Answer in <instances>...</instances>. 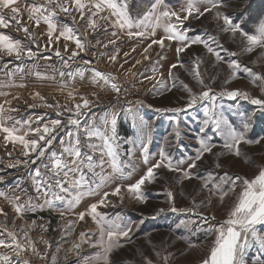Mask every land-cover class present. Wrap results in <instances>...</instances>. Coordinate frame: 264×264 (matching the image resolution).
Returning a JSON list of instances; mask_svg holds the SVG:
<instances>
[{"label":"rangeland","instance_id":"1","mask_svg":"<svg viewBox=\"0 0 264 264\" xmlns=\"http://www.w3.org/2000/svg\"><path fill=\"white\" fill-rule=\"evenodd\" d=\"M150 2L151 0H130L129 8L132 15L135 16L138 13L142 15L143 10L148 7ZM166 2L176 10L181 7V3L177 0H166ZM17 6L24 9L25 0H18ZM223 11L235 23L241 24L245 31L252 33L258 18L264 17V0H228ZM77 19L79 18L77 17ZM59 20L64 24H73L71 16L61 15ZM22 22L28 25L30 31L34 33L36 42L40 45L39 53L33 59L25 58L22 61H17L14 57L8 56L0 58V103L10 100L11 106L18 109L17 112L13 113V116L22 121L31 120L33 121L32 127H36L37 124L34 121L37 116L45 117V122L48 119L57 118L53 108L40 105L45 103L59 104L61 111H63L65 105L72 107L74 102H79L80 95H83L90 99L93 104L90 110H83L88 114L82 119V125L91 121L93 117H96V123L100 124V116L106 113H116V143L120 145L117 151L119 152V161L122 164L129 162V156L126 153L129 148H133L131 163L134 168L124 169L126 178L110 181L97 195L84 197L73 209V213L84 211L90 204L98 201L104 191H111L117 183H134L151 163L159 159L161 147L170 155L174 163L182 159L185 160V163L180 167L186 169L190 158L196 155L197 149L200 147L197 142L198 137L210 138L209 142L216 145L212 153H205L202 160L197 162V168L190 170L191 179H183L182 173L171 172L165 168L157 169L153 182L146 183L142 188L145 196L143 202L136 200L125 190L122 193V202L118 196H110L108 205L98 209L109 217L119 215L128 223L134 226L138 225V227L133 228L130 240L112 254L111 259L116 264H144L142 257L152 259L154 264H164L163 257L169 253L171 256H169L168 264H200V260L207 255L214 239L213 235L207 233V229L210 225L218 226L227 218V214L236 199V194H230L221 203L217 197H212V202L208 205L206 203L207 189L202 188L204 180L211 173L212 179L208 180L211 187L214 183H221L220 177L226 172L231 177L239 175L252 178L260 167H264V140H261L264 138V110L251 104L249 99H244L242 96L229 99L226 96L218 95L225 89H238L241 92H247L251 97L264 98V93L261 92L260 87L253 84L251 77L245 72V68H251L254 72L264 74V48L256 47L251 52L245 51L244 39L238 34L233 38L230 32L220 31L222 21H216L214 14H206L199 19L190 18L185 22V26L191 29L188 35L190 37L198 35L205 40H208L210 36L215 37L218 44H213L211 41L209 43L220 53L222 59L217 60L202 44L192 45L179 57H174L172 61L169 60L167 64L176 63L177 67L172 70L171 76L169 70L166 72V77L163 78L162 83L155 79L156 85L160 84V87L158 92L154 94L148 89L150 87L146 88L140 84V81L132 78L133 74L129 76V73L138 72L136 68L131 71L126 62V65L124 63L125 68L118 67V64L108 70L112 76L116 77V80L112 82L121 89V95L118 97L111 87L110 91H99L88 85L91 83L87 79L85 81L82 78L78 80L73 74L74 71L71 70L72 65L76 69V64L70 63L66 57L61 56V53L66 52L60 45L61 43L54 42L50 47H46L48 44L46 25L41 23L38 28L35 25L32 28L34 22L28 20L26 12L23 13ZM77 24H86V21ZM0 32L10 35L13 39L21 40L25 45L32 47L33 51H37L32 41L26 37L23 31H17L14 24L8 29H0ZM53 41H55L54 38ZM57 49L60 51V56L50 60L48 58L50 55L47 54L56 55ZM232 52H235L236 55L231 56L230 53ZM66 60L68 61L67 65L64 63ZM232 60L239 64V68L235 69V77H232L233 69L229 68V62ZM9 61L11 63H8ZM194 62L200 64L199 72L201 75L199 78L195 76ZM4 64H7V69H4ZM6 71L13 73L11 78L6 75ZM61 73L64 75L61 76ZM201 80L203 83L200 82ZM6 83L12 86L3 87L2 85ZM184 85L192 90V94H198L207 88H211L217 94L215 101L217 114L227 119L238 131H244L247 139L261 140V143L242 144L239 157L224 149L222 147L223 137L213 131L211 123L207 126L203 123L206 119L204 106L208 104V101L205 100L192 108H186L189 92L184 88ZM69 91L77 93L75 101L68 97ZM3 93H8V95ZM34 93H39L44 97V100L33 98ZM13 97L19 98L13 99ZM131 97L138 98L140 101H131ZM173 108L186 110L180 113L163 111ZM156 109H162V111H156ZM68 115L69 113L65 112L60 117L65 123L64 130L56 133L53 144L46 149V156L42 160H37L35 164H20L17 167L9 168L8 165L14 163L15 160L25 159L21 154L22 146L14 147L8 143L5 147L3 134H0V176L4 177V180L0 182V192L5 193L9 198L17 195L23 198L31 196L36 206L35 212H26L22 218L15 217L14 210L8 200L0 197V209L7 213V220L3 215H0V221L7 223L11 229L13 227L12 220L15 217L17 230L22 225L26 228L32 221H36L37 227H34L29 234L36 242L38 250L41 253L47 252V260H41L31 253L24 254V258L30 259L31 264H51L52 254L56 255L57 264H84L82 258L92 257L97 251L86 244L81 246L79 257L66 251L74 241L78 242L77 238L81 231L95 232L96 225L90 217H86L85 221H80L75 225L70 236H64L63 226L67 220L76 219V216L66 214L65 218L61 219L60 212L64 210V205L56 201L54 206H48L44 202L43 193H40L37 199L38 193L34 190L32 183V174L38 167L42 174L50 175L43 164L50 165L51 152L60 154L62 152L61 140L68 141L69 138L66 133L71 129V126L67 125ZM245 122L249 124L246 131L243 127ZM201 128L204 129L203 132ZM177 132H179V136H177ZM81 139L83 140V136ZM129 139L134 141L142 139L148 143L149 165H145L143 162L139 143H126ZM92 142L100 143L97 140ZM85 151L90 150L85 148ZM215 153L223 154L217 156ZM33 158H35L34 155ZM94 158L97 161L100 159L98 152ZM104 159L108 160L106 156ZM217 164L222 167L217 168ZM82 171L85 181L99 182L100 168L95 169V174L87 168H83ZM112 172L110 164L106 162L103 174L108 175ZM128 172H131L130 176L127 175ZM17 184H19V189ZM65 186L67 187V185ZM169 191L173 193L171 202H169L168 197ZM239 191L240 188L238 187L236 193ZM193 201L196 205H200L201 201H205V204L196 208L195 213L172 212L170 210L173 206L177 209L193 208ZM160 209H164V211L160 212ZM197 213H202L207 217L215 216V219L205 223ZM189 221H195V223H189ZM41 224L44 225V229L39 227ZM257 228L264 231V226L258 225ZM20 235L22 236L23 233ZM42 240H47L51 247L43 244ZM190 244L195 246L190 247ZM57 246L61 248L58 253L56 252ZM3 251L5 250L0 248V252ZM157 252H159V257L156 255ZM256 256L264 259V253L260 252L258 246L249 250L246 257L248 264H251L252 258Z\"/></svg>","mask_w":264,"mask_h":264},{"label":"snow or ice","instance_id":"2","mask_svg":"<svg viewBox=\"0 0 264 264\" xmlns=\"http://www.w3.org/2000/svg\"><path fill=\"white\" fill-rule=\"evenodd\" d=\"M130 0H25V7L21 9L17 6L18 0H0V29H8L13 24L16 26L17 31H23L26 37L32 41L37 51H33L32 47L25 45L19 39H13L10 35L0 32V58L3 56L14 57L17 61L23 59H33L38 56L40 45L36 42L35 35L30 31L29 26L22 22L23 13H27L29 21H33L34 25L38 28L41 23L46 25V32L48 37V44L50 47L53 38L56 42L61 39L68 42L71 41L75 44L78 51H72L69 59L76 58L80 53L86 52L90 47L88 44V33L98 32L101 28L107 33L111 31L112 39L106 43L101 44L97 40V45L107 48L108 45H116L118 40L126 37L127 39L139 38L141 40H150V43L143 50V59L148 60L149 50L153 45H158L161 49H165L166 43L171 44L173 41L178 43L175 49L177 57L184 53L192 45L202 44L209 53H212L217 60H221L220 53L210 46L209 41L213 44H218L215 37H209L208 40L200 36L190 37L188 33L191 31L185 26V22L190 18L199 19L206 14H214L216 21H222L220 31L230 32L233 38L238 34L246 43L245 51L251 52L256 47L264 48V17H259L254 32L249 33L245 31L241 24L235 23L223 9L227 6L228 0H177L181 3L179 10L174 9L166 0H151L148 7L143 10V14L132 15L129 8ZM61 15L71 16L73 24L86 21V29L83 37L79 34L78 29H75L67 24L61 23L59 17ZM77 17L79 19H77ZM101 22H104L102 25ZM106 25V26H105ZM157 29L163 30V35L158 39ZM65 51H68L67 43H65ZM135 49H133L134 51ZM225 51H227L225 49ZM117 54L109 57L113 63H118L119 49H116ZM104 53H100L103 55ZM56 55L60 56V51L57 49ZM97 55L93 52V56ZM128 53H125L127 56ZM235 56L236 53H230ZM8 63H11L9 61ZM67 65L68 61H64ZM83 63L88 65L91 63L89 60H84ZM140 60H136V64H140ZM135 66V65H134ZM182 66V65H181ZM4 69H7V64H4ZM177 67L176 63L169 66V75L171 76L172 70ZM199 62H194V72L197 78L200 77ZM229 68L233 69L232 77L236 76L235 69L239 68V64L232 60L229 62ZM153 71H155L153 69ZM94 78L93 83L97 79L104 80L105 83H110L112 91L117 96L121 95L120 87L112 82L116 77L110 73L105 74L93 69ZM245 72L252 79V83L260 87L264 93V74L254 72L251 68H245ZM6 75L11 78L12 72L6 71ZM64 74L61 73V76ZM82 75V73H81ZM135 75V73H133ZM154 77L148 76L147 80H152ZM203 83V81H200ZM228 83V81H225ZM3 87H10V84H4ZM21 87L23 85H20ZM184 88L189 92V100L186 108H192L197 103L208 101L204 106V114L206 119L204 125L209 123L213 125V131L222 136L224 143L222 147L233 155L239 157L241 155L240 146L242 144L261 143V140H249L246 138L244 131H238L233 127L227 119L222 115L217 114L216 98L217 94L211 88H207L198 94H192V90L184 85ZM169 91L171 89H168ZM8 95V93H3ZM77 93L73 91L68 92V97L75 101ZM95 95V93H93ZM219 96H226L229 99H234L242 96L244 99H249L251 104L259 106L264 110V98L251 97L247 92H241L238 89L223 90ZM19 97H13L18 99ZM33 98L44 100V97L39 93H34ZM93 102L80 95L79 102H74L72 107L64 106L61 111L59 104H42L40 106L53 108L56 112L55 119H48L45 122V117L37 116L35 118L36 127H32L33 121L19 120L13 116V113L18 109L11 106L10 100H5L0 103V134H3V141L5 147L11 143L14 147L22 146V156L24 160H15L14 163L8 165L9 168L17 167L20 164L27 165L29 163L35 164L37 160H42L46 156V149L53 144L56 139V133L65 128V123L60 117L65 112L69 113L67 116V125L71 129L67 131L68 141L61 140L62 152L57 154L51 152L49 157L51 163L43 164V167L48 169L50 175L45 176L41 173L38 167L32 174V183L34 190L39 194L43 193L45 197V204L52 207L56 201L64 205V210L60 212L61 219L65 218L66 214L75 215L76 219L67 220L63 226V235L70 236L75 229V225L80 221H85L86 217H90L96 225V231H81L78 235V242H73L72 246L66 251L71 254L80 256L81 246L86 244L97 251L92 257L82 258L84 264H116L111 259L112 254L124 246V243L129 241L134 227L131 223L124 220L123 217L117 215L116 217H109L107 214L98 211L100 207H106L110 202V196H118L123 201L122 193L126 190L136 200L143 202L145 199L143 186L146 183H152L155 179V170L165 168L171 172L182 173L183 179H191L192 173L190 170L198 167V161H201L205 153H212L216 145L209 142L210 138L198 137L197 142L200 147L197 149L196 155L190 158L187 163V168L180 167L185 163V160L173 162L170 155H168L164 148L161 147L159 151V159L146 168V171L136 179L134 183L120 184L117 183L111 191H104L103 195L98 201L90 204L84 211L73 213V209L80 203L86 196H94L99 191L107 186L110 181L117 178L123 180L126 178L125 168H134L131 163L133 155V148L127 150L129 162L122 164L119 161V152L117 149L120 147L116 143L117 133V114H105L99 117L100 124L96 123V117L82 125V119L88 114L84 109L91 108ZM7 105V107H6ZM31 107V105H30ZM186 109L173 108L165 109L163 111H172L180 113ZM162 111V109H156ZM146 123V122H145ZM103 125V127H101ZM135 127V125H134ZM244 130L249 127L247 122L244 123ZM74 129V130H72ZM203 128L201 131L203 132ZM83 136V140L81 139ZM179 136V132H177ZM93 140L100 141V143H93ZM126 143L136 144L139 143L141 155L145 165H149L148 143L142 139L136 141L129 139ZM87 148L90 151H85ZM99 153L100 159L97 161L94 156ZM223 153H215L219 156ZM33 155L35 158H33ZM11 156V153H9ZM107 157L106 161L104 157ZM70 158V159H69ZM109 163L113 172L104 175L103 169L105 164ZM43 163V161H42ZM217 168L222 167L220 164L216 165ZM83 168H87L90 172L95 174V169L100 168L99 182H87L84 179ZM127 175H131L128 172ZM212 179V174L209 173L207 179L204 180L202 188L207 189L206 203L208 205L212 202V197H217L221 203L230 194H236V199L231 209L227 214V218L219 223L218 226H209L207 233L213 235L211 246L207 255L200 260V264H248L247 255L250 249L258 246L260 252L264 253V231L258 230L257 226H264V167H260L258 172L252 178H245L239 175L235 177L229 176L226 172L220 177L221 183H214L209 186L208 180ZM4 180L0 176V182ZM67 185V187L65 186ZM240 191L236 193V189ZM19 189V184H17ZM75 190V191H74ZM0 197L8 200L12 209L14 210L15 217L22 218L26 212H35L36 206L33 203V198L27 196H15L9 198L5 193L0 192ZM169 202L172 201L173 193L168 192ZM205 204L201 201L200 205H196L193 201V208H180L171 207L172 212H193L195 209ZM42 207V206H41ZM163 212L164 209H160ZM0 215L7 220V213L0 209ZM200 218L207 223L209 220H214L215 216L207 217L202 213H197ZM15 217L12 220L13 227L10 229L8 224L0 221V248L5 251L0 252V264H31V260L24 258V254L31 253L41 260H47V252L41 253L35 241L30 236V231L37 227L36 221H32L27 227L20 226L19 230L15 227ZM184 223V221H181ZM195 223V221H189ZM44 229V225H39ZM20 233H23L21 236ZM47 247H51L47 240L41 241ZM194 247L195 245H189ZM61 250L57 246L56 252ZM159 257V252L156 253ZM171 254L163 257L164 264H168V259ZM144 264H154V261L148 257H142ZM51 264H57L55 254L51 255ZM251 264H264V259L260 256L252 258Z\"/></svg>","mask_w":264,"mask_h":264},{"label":"crops","instance_id":"3","mask_svg":"<svg viewBox=\"0 0 264 264\" xmlns=\"http://www.w3.org/2000/svg\"><path fill=\"white\" fill-rule=\"evenodd\" d=\"M101 24L103 25L104 22H101ZM67 25L75 29H78L81 37H83V35L85 34L86 24H67ZM32 28H34V24H32ZM161 35H163V30L157 29V35L155 38L158 39ZM112 38L113 37L111 36L110 30L107 33L103 31V28H101L98 32L95 33L89 31L88 44L90 45V47L87 49L86 52L80 53L74 59H69V57L71 56L72 51H74V49L76 48L75 44L71 41L65 42L63 41V39H61V41H59L61 43L60 45L65 49V43H67V47H68V51L65 52L64 50L65 53H61V56L66 57L70 61V63L72 62V64H76V69H74V65H72V69H71L72 71H74L73 72L74 76H76L78 80L82 78L85 81L87 79L91 83V84L88 83V85H90L91 87L93 86V89H97L99 91H104V90L110 91L109 89L111 87L109 83H105L104 80L102 79H101L102 81L100 79H97V81L93 83V78H94L93 69L105 74H109L110 72L108 70H110L111 68H113L118 64H119L118 67H124V63L126 62L127 64H129V69L131 71L134 68L138 70V72L135 73V75H133L132 78L137 79L136 81H140V84L144 85V87L146 88L150 87L148 89L153 94L158 92L160 84L156 85L155 79L160 80L159 82L161 83L163 82V78L166 77V72L169 70V66L172 64V62L170 64L167 63L169 62V60L172 61L174 57L177 58L175 49L178 43L175 41H173L170 45L166 43L165 49H161L158 45H153L152 49H150L148 53L150 59L144 60L142 53L144 48L147 46V44L150 43V40H141L139 38L127 39L126 37H124L122 38V40H118L116 45H108L107 48H103L100 45H97L96 43L97 40H100L101 44H104L109 39ZM54 42L58 43L56 41H53L52 44ZM117 48L119 49L118 63H113L112 61H110L109 57L113 54H117L116 52ZM133 49L135 50L133 51ZM93 52L97 53L95 57L93 56ZM100 53H104V54L100 55ZM125 53H128V55L125 56ZM47 55H50L48 56L50 60H54L55 59L54 57L57 56L52 53H49ZM84 60H89L91 61V63L85 65L83 63ZM136 60H140L141 63L136 64ZM153 69L155 71H153ZM133 73L134 72L129 73V76ZM148 76H152L154 78L152 80H147L146 77ZM154 82L155 85H153Z\"/></svg>","mask_w":264,"mask_h":264},{"label":"built area","instance_id":"4","mask_svg":"<svg viewBox=\"0 0 264 264\" xmlns=\"http://www.w3.org/2000/svg\"><path fill=\"white\" fill-rule=\"evenodd\" d=\"M131 101H140L138 98H130Z\"/></svg>","mask_w":264,"mask_h":264}]
</instances>
